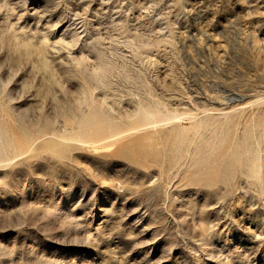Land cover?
Instances as JSON below:
<instances>
[{
	"label": "rangeland",
	"instance_id": "1",
	"mask_svg": "<svg viewBox=\"0 0 264 264\" xmlns=\"http://www.w3.org/2000/svg\"><path fill=\"white\" fill-rule=\"evenodd\" d=\"M0 264H264V0H0Z\"/></svg>",
	"mask_w": 264,
	"mask_h": 264
}]
</instances>
